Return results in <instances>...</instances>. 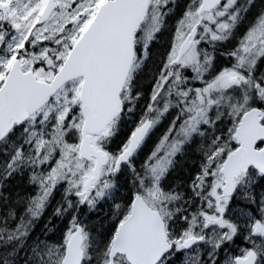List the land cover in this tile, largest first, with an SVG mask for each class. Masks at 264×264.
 Here are the masks:
<instances>
[{
    "label": "snow or ice",
    "instance_id": "snow-or-ice-1",
    "mask_svg": "<svg viewBox=\"0 0 264 264\" xmlns=\"http://www.w3.org/2000/svg\"><path fill=\"white\" fill-rule=\"evenodd\" d=\"M0 264H264V0H0Z\"/></svg>",
    "mask_w": 264,
    "mask_h": 264
}]
</instances>
